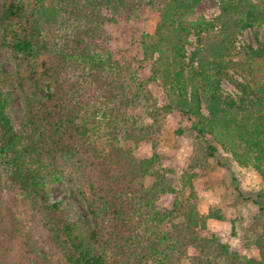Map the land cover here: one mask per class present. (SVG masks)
I'll return each mask as SVG.
<instances>
[{"label":"trees","instance_id":"trees-1","mask_svg":"<svg viewBox=\"0 0 264 264\" xmlns=\"http://www.w3.org/2000/svg\"><path fill=\"white\" fill-rule=\"evenodd\" d=\"M126 1L77 2L70 33L54 38L49 31L58 24V11L52 6L45 7L43 0H2L0 50L5 44L10 49L26 119L37 136L22 143L0 71V264H42L44 251L32 230L44 232L48 245L64 252L70 264H177L184 259L264 264V236L257 240L259 257L244 258L215 235L200 234L209 219L222 217L213 208L198 211L193 188L198 160L182 174L183 189L165 208L159 205L162 182L146 184L152 163L137 160L124 146L127 141L146 143L154 130L129 114L141 102L136 74L106 57L100 43L102 25L116 22ZM199 2L166 0L154 32L140 41L143 55L155 57L153 73L169 98L162 110L189 117L207 155L214 156L220 146L264 179V39L240 51L235 45L237 34L264 26V0H221L213 19L188 21ZM193 31L199 42L186 63ZM74 66L87 68L83 82L72 81ZM230 71L241 78L232 79L235 95L221 89ZM86 122L108 123L115 135L92 138ZM65 174L85 196L92 226L67 218L62 202L49 200L48 183ZM257 198L264 210V191ZM18 203L28 209L34 228L19 216Z\"/></svg>","mask_w":264,"mask_h":264},{"label":"rangeland","instance_id":"rangeland-1","mask_svg":"<svg viewBox=\"0 0 264 264\" xmlns=\"http://www.w3.org/2000/svg\"><path fill=\"white\" fill-rule=\"evenodd\" d=\"M80 1L43 0L45 7L52 6L58 11V24L56 26L54 24L52 28L55 29L49 31L55 32L54 38L70 33L77 2ZM99 1L107 5V0ZM165 1L127 0L121 6L122 13L117 17V21L105 22L102 25L103 38L100 43L104 46V55L107 57L108 53L111 61L119 62L124 66L128 65L142 84L141 102L132 106L129 114L137 115L138 120L146 125H154L153 135L146 143L134 145L127 141L123 144L132 150L137 160H149L152 163L153 172L147 176L146 184L150 185L156 179L162 182L163 192L159 197V205L165 208L170 207L173 197L183 189L182 174L190 171L191 164L198 160L200 164L195 168L198 175L193 180L198 211L206 214L210 208H213L222 217L221 220L209 219L206 230L200 231V234L215 235L227 245L229 251L240 257L258 258L257 240L264 236V210L260 208L257 194L264 191V179L251 165L238 163L226 149L220 146H217L218 150L214 156L207 155L204 139L193 131L192 120L177 111L162 110L163 105L169 102V98L161 80L153 73L155 57L143 55L140 41L145 35L154 32L159 18V9ZM220 1L200 0L186 19L191 22L200 18L213 19L219 12ZM1 5L2 0H0V10ZM200 35L205 36V33L200 32ZM0 38L4 39V30L1 26ZM263 39L264 26H252L235 36L236 50L255 46L259 40ZM198 42V35L193 31L186 44V63L192 60ZM0 71L2 89L4 93L9 94L8 112L13 126L22 133L23 144L34 142L37 134L26 119V101L19 89L17 68L6 44L0 50ZM72 71L73 82H83L88 74L84 66H74ZM233 78L241 80L240 76L234 75L232 71L222 78L223 92L237 94V89L232 84ZM44 89L48 93L52 92L49 83H44ZM151 111L157 112V116H150ZM202 112L206 113L204 107ZM86 123L92 138L105 134L111 139L115 135L108 123H100L99 126L93 122ZM208 139L215 144L210 138ZM197 156L198 159H196ZM57 177L48 183L49 200L61 201L67 218L80 219L86 225L92 226V217L86 198L74 182V178L68 174L57 175ZM18 204L19 216L34 228L32 224L34 219L28 217V209L21 203ZM44 234V232L36 230L35 233L32 230L33 238L37 239L44 251V257L40 253L42 264H70L68 262L70 259L64 256V252H57L48 245ZM193 253L194 251L190 249L189 254ZM177 264L192 263L184 259Z\"/></svg>","mask_w":264,"mask_h":264}]
</instances>
